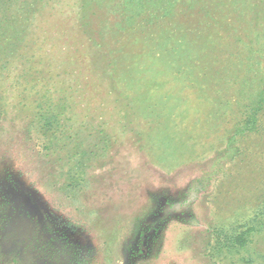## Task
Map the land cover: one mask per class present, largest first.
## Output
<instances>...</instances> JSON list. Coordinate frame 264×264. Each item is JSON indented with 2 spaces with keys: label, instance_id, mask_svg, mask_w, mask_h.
I'll return each instance as SVG.
<instances>
[{
  "label": "rangeland",
  "instance_id": "obj_1",
  "mask_svg": "<svg viewBox=\"0 0 264 264\" xmlns=\"http://www.w3.org/2000/svg\"><path fill=\"white\" fill-rule=\"evenodd\" d=\"M0 264H264V0H0Z\"/></svg>",
  "mask_w": 264,
  "mask_h": 264
},
{
  "label": "trees",
  "instance_id": "obj_2",
  "mask_svg": "<svg viewBox=\"0 0 264 264\" xmlns=\"http://www.w3.org/2000/svg\"><path fill=\"white\" fill-rule=\"evenodd\" d=\"M256 120L258 121V119H256ZM256 120H254V121H256ZM250 122H251V121H250ZM247 123L250 124L249 121H247ZM251 124H253V122H251ZM253 125H254V124H253Z\"/></svg>",
  "mask_w": 264,
  "mask_h": 264
}]
</instances>
